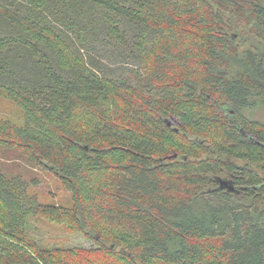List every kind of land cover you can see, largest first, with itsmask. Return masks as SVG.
<instances>
[{
    "label": "trees",
    "instance_id": "1",
    "mask_svg": "<svg viewBox=\"0 0 264 264\" xmlns=\"http://www.w3.org/2000/svg\"><path fill=\"white\" fill-rule=\"evenodd\" d=\"M0 99L69 195L0 172V264H264V0H0Z\"/></svg>",
    "mask_w": 264,
    "mask_h": 264
},
{
    "label": "rangeland",
    "instance_id": "2",
    "mask_svg": "<svg viewBox=\"0 0 264 264\" xmlns=\"http://www.w3.org/2000/svg\"><path fill=\"white\" fill-rule=\"evenodd\" d=\"M108 58L111 61H115L117 57L110 55ZM0 117L13 122L15 125L22 126L23 115L20 109L2 99H0ZM255 118H259L264 122V115ZM171 122L174 124L173 121ZM0 172L12 177L21 176L28 182L31 179H35L36 183L30 186V190L43 203L63 204L69 196L61 189L55 177L32 168L25 159L12 150L0 148ZM29 223L28 231L30 236L39 240L41 245L46 248L61 247L72 249L92 246V242L86 240L83 235L68 233L62 226L50 224L34 217L30 218Z\"/></svg>",
    "mask_w": 264,
    "mask_h": 264
},
{
    "label": "water",
    "instance_id": "3",
    "mask_svg": "<svg viewBox=\"0 0 264 264\" xmlns=\"http://www.w3.org/2000/svg\"><path fill=\"white\" fill-rule=\"evenodd\" d=\"M166 123L168 126H171L172 125V122L170 120H166ZM171 158H176V155H173ZM218 182L220 184V187L221 188H226L228 190H233V184L228 181V180H225V179H218Z\"/></svg>",
    "mask_w": 264,
    "mask_h": 264
}]
</instances>
